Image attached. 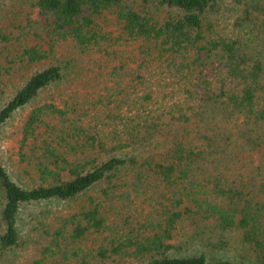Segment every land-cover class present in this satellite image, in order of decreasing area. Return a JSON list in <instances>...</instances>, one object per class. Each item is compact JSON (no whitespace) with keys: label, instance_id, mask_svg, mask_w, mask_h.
<instances>
[{"label":"trees","instance_id":"1","mask_svg":"<svg viewBox=\"0 0 264 264\" xmlns=\"http://www.w3.org/2000/svg\"><path fill=\"white\" fill-rule=\"evenodd\" d=\"M31 4L37 20L0 23L43 65L0 107V129L31 107L22 168L0 159V264H264V0ZM66 41L101 56L91 119L36 104L75 66L53 61Z\"/></svg>","mask_w":264,"mask_h":264},{"label":"rangeland","instance_id":"2","mask_svg":"<svg viewBox=\"0 0 264 264\" xmlns=\"http://www.w3.org/2000/svg\"><path fill=\"white\" fill-rule=\"evenodd\" d=\"M37 11L33 8L31 0H0V23L5 25H12L16 27L18 25L24 26L29 20H37ZM224 25H229L230 21L223 22ZM27 45L24 41H12L7 46L2 44L0 46V107L4 105L6 101L11 97L15 91L24 84V82L35 72L39 67L28 63L22 56L23 47ZM71 42L66 41L60 44L58 52L54 57L53 61H62L75 59V66L68 68L66 73V79L59 83L54 88L45 91L37 100L36 104L46 103L54 100V102L63 104L65 101H72L73 98L80 100V109L84 110L87 114V118L91 119L95 115L96 111L93 103L97 100H101V95L105 94L104 89V77H100L98 73V66L101 63L100 55H78L74 50L71 49ZM127 51H133L131 47H128ZM128 56L129 54H125ZM110 65H113L117 61L107 60ZM132 65V64H131ZM133 66V65H132ZM87 97L90 101L87 102ZM96 99V100H92ZM100 110L103 109L101 104H98ZM31 107L21 111L17 114L15 119L5 128L0 129V159L5 163L12 172L16 175V170L22 168L20 162V151L19 137L17 131L21 125L23 117H25ZM13 169V170H12ZM24 177V176H23ZM27 181L28 177H26ZM243 180L248 182V173L244 174ZM145 192V191H144ZM150 194L144 195L138 201L139 204L147 206V200ZM86 197H82L79 201L73 202L75 206L77 203L85 201ZM136 200V198H134ZM69 206L67 204L62 205L61 209L66 211ZM185 231L193 233L192 230ZM184 232H180L178 238L179 241L186 240L187 237L183 236ZM39 249L35 246L29 248L28 251L24 252V258L26 260L32 259L35 255H39Z\"/></svg>","mask_w":264,"mask_h":264}]
</instances>
